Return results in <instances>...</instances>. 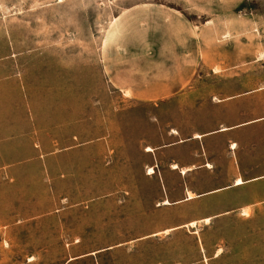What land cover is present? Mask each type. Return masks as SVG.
<instances>
[{"label": "rangeland", "instance_id": "obj_1", "mask_svg": "<svg viewBox=\"0 0 264 264\" xmlns=\"http://www.w3.org/2000/svg\"><path fill=\"white\" fill-rule=\"evenodd\" d=\"M116 34L183 43L187 89L264 93V0H0V264H264V183L182 202L174 179L159 205L145 148L181 109L115 90Z\"/></svg>", "mask_w": 264, "mask_h": 264}, {"label": "crops", "instance_id": "obj_2", "mask_svg": "<svg viewBox=\"0 0 264 264\" xmlns=\"http://www.w3.org/2000/svg\"><path fill=\"white\" fill-rule=\"evenodd\" d=\"M169 12L172 18L167 19L165 24L172 27L175 15ZM142 19L146 25L148 22L151 24L149 19ZM118 21L124 24L120 18ZM156 22L163 24L162 20ZM122 37V34L115 35V79H111L115 90L126 98L143 103L165 99L175 101L181 109L177 113L178 124L173 129L161 130V140L165 141L148 147L151 149L149 152L145 148V155L153 158L146 176L163 191L166 199L169 195L171 200L174 179L182 202L205 196L219 201L226 195L238 196L253 186H263V91L256 88L249 90L247 77L242 76L239 84H235V91H230L232 85L225 82L207 91L187 89L194 79V72L184 70V67L191 66L192 57L189 52L183 51V43L171 40L167 44L169 52L162 57L154 52L156 48L152 43H145L140 47L144 52L134 54L138 48L130 41H120ZM184 57L188 65L183 63ZM198 94L199 100L191 99ZM229 113L235 114L236 119H226ZM59 130L62 129L57 128L55 135ZM149 169L153 171L152 175L147 174ZM165 201L168 204H164ZM253 201L264 203V195L255 197ZM169 204L168 199L159 205ZM245 208H248L247 202L238 201L220 204L216 209L225 213ZM206 220L209 221V218L203 221L208 222ZM189 221L173 225H195V221Z\"/></svg>", "mask_w": 264, "mask_h": 264}, {"label": "bare ground", "instance_id": "obj_3", "mask_svg": "<svg viewBox=\"0 0 264 264\" xmlns=\"http://www.w3.org/2000/svg\"><path fill=\"white\" fill-rule=\"evenodd\" d=\"M59 2H61V1H59ZM109 36H110V35H109ZM109 36H108V37H109ZM146 150H147L148 152L151 151L150 148H147ZM152 173H153V171H152L151 169H149L147 174H148V175H152ZM164 204H168V202L165 201ZM206 221H208V220H206ZM192 225H193V224H192ZM164 233H167V232H164Z\"/></svg>", "mask_w": 264, "mask_h": 264}]
</instances>
